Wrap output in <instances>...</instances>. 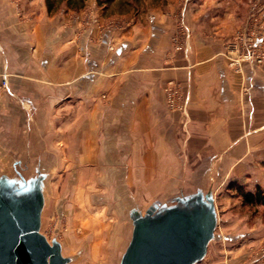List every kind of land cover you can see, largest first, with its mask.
<instances>
[{"label": "crops", "instance_id": "obj_1", "mask_svg": "<svg viewBox=\"0 0 264 264\" xmlns=\"http://www.w3.org/2000/svg\"><path fill=\"white\" fill-rule=\"evenodd\" d=\"M247 1L145 0L136 8L115 0L107 9L98 0L52 8L0 0V77L9 82L0 95V181L42 182V226L70 180L81 201L113 195L132 204V223L137 212L199 191L217 203L205 189L227 180L264 187V65L234 63L238 33L264 36V22L243 23ZM169 83L185 112L169 108ZM193 185L194 193H173ZM250 231L257 239L240 233L202 264H250L264 225Z\"/></svg>", "mask_w": 264, "mask_h": 264}, {"label": "water", "instance_id": "obj_2", "mask_svg": "<svg viewBox=\"0 0 264 264\" xmlns=\"http://www.w3.org/2000/svg\"><path fill=\"white\" fill-rule=\"evenodd\" d=\"M40 180L0 181V264H69L62 245L41 232L45 205ZM131 242L121 264H198L215 239L213 195L202 191L155 205L133 219Z\"/></svg>", "mask_w": 264, "mask_h": 264}, {"label": "rangeland", "instance_id": "obj_3", "mask_svg": "<svg viewBox=\"0 0 264 264\" xmlns=\"http://www.w3.org/2000/svg\"><path fill=\"white\" fill-rule=\"evenodd\" d=\"M247 3L250 8H248L249 11L243 19V23L249 21L252 24L255 19L259 20V23L264 22V0H253L252 2L249 0ZM260 25L262 26V24ZM256 35L261 36L259 32ZM7 173L13 177L17 176L16 172ZM0 174L2 173L0 172ZM209 174L204 173L205 176ZM71 181L70 189L65 192L64 198L52 207L53 212L49 219L47 214L41 232L50 242L57 240L63 244L62 253L64 257L71 259L69 264H121L133 234V223L128 216V208L132 204L121 203L118 198H113V195L107 201H96L98 198L94 197L89 202L81 201L82 198L74 197L75 188L71 186ZM228 182L230 183V180H227L223 188L205 189L214 192L218 215L215 239L211 241L208 248L209 255L218 245L225 248L224 251H228L229 245L233 240H236V235H240V233L241 240L257 239L250 230L264 225V208L254 210L242 206L237 192L228 189ZM197 189L196 185H193L181 191L176 189L173 193L178 191V193L184 192L183 194L188 195L196 192ZM137 190L143 192L142 189ZM118 192L119 189H117V194ZM167 194L166 196H160L162 195L160 194L159 198L166 201L169 198ZM138 205L142 207L143 212H146L148 204L138 203L135 206ZM258 243L254 242L250 246L254 247ZM257 249L254 248L251 251L250 264H253V254Z\"/></svg>", "mask_w": 264, "mask_h": 264}, {"label": "built area", "instance_id": "obj_4", "mask_svg": "<svg viewBox=\"0 0 264 264\" xmlns=\"http://www.w3.org/2000/svg\"><path fill=\"white\" fill-rule=\"evenodd\" d=\"M251 22V21H250ZM254 25H259V20H253ZM257 31H245L238 33L234 51L237 52V58L234 63L241 66L242 63H254L264 65V37L256 35ZM258 36V37H257ZM176 48L182 49L177 40H175ZM9 87L7 75L3 74L0 77V95ZM167 104L172 110L186 111L187 101L181 99L179 86L174 83H169L165 88ZM253 264H264V241L253 254Z\"/></svg>", "mask_w": 264, "mask_h": 264}, {"label": "trees", "instance_id": "obj_5", "mask_svg": "<svg viewBox=\"0 0 264 264\" xmlns=\"http://www.w3.org/2000/svg\"><path fill=\"white\" fill-rule=\"evenodd\" d=\"M65 0H47L49 8H52L53 2L62 3ZM145 0H123L125 5L138 7ZM115 3V0H98L100 6H107V9ZM229 190H235L241 199V205L244 207L258 210L264 208V187L257 185L254 189H249L238 182H232L228 185Z\"/></svg>", "mask_w": 264, "mask_h": 264}]
</instances>
